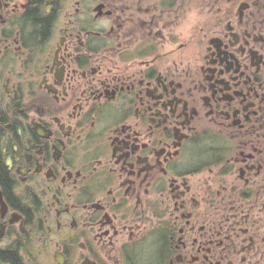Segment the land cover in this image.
Returning <instances> with one entry per match:
<instances>
[{"label":"flooded vegetation","instance_id":"1","mask_svg":"<svg viewBox=\"0 0 264 264\" xmlns=\"http://www.w3.org/2000/svg\"><path fill=\"white\" fill-rule=\"evenodd\" d=\"M0 264H264V0H0Z\"/></svg>","mask_w":264,"mask_h":264}]
</instances>
